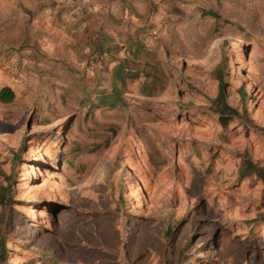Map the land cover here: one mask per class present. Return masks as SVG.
Here are the masks:
<instances>
[{"label":"rangeland","instance_id":"374dc122","mask_svg":"<svg viewBox=\"0 0 264 264\" xmlns=\"http://www.w3.org/2000/svg\"><path fill=\"white\" fill-rule=\"evenodd\" d=\"M2 1L5 264H264V0Z\"/></svg>","mask_w":264,"mask_h":264},{"label":"trees","instance_id":"16d2710c","mask_svg":"<svg viewBox=\"0 0 264 264\" xmlns=\"http://www.w3.org/2000/svg\"><path fill=\"white\" fill-rule=\"evenodd\" d=\"M204 16H212L217 19L221 18V15L213 10V9H204ZM215 79L219 81V90L216 98L213 100L212 107L216 113L219 114V122L223 128H228L230 121L235 117L246 116L248 118V111L245 110L244 114H241L238 108L230 105L227 101L226 96V82H225V73L223 66H218L212 72ZM115 82L122 81V83L126 82L127 78L138 76L136 73H132L130 67L125 66L123 63H119L114 70ZM114 96H107L104 99L112 100V103H116L119 100L123 99V95L121 90L117 85L114 87V91L112 92ZM243 97L246 96V92L242 91ZM15 91L11 86H4L0 91V101L2 103H11L15 99ZM249 119V118H248ZM239 177L241 179L249 178V177H257L262 180L264 183V163L259 161H255L248 151L242 154V160L240 163V167L238 170ZM264 196V193H263ZM10 197V188L8 185H4L0 182V206L2 207V212L0 214V264H5L8 260V253L10 248L7 245V238L5 235L4 229V217H5V209L8 206ZM262 216H264L262 214Z\"/></svg>","mask_w":264,"mask_h":264},{"label":"crops","instance_id":"0c3cea01","mask_svg":"<svg viewBox=\"0 0 264 264\" xmlns=\"http://www.w3.org/2000/svg\"><path fill=\"white\" fill-rule=\"evenodd\" d=\"M0 10L8 12V9L6 7V2H3L2 0H0ZM1 15L3 17L6 16L5 13H2ZM4 34H10V32H8L7 28L6 29H0V63H9L11 60V57L16 55V52H15V50H13V47H12V46H14V42H11V40L9 39V36L4 35ZM13 38H15V37H13ZM1 75H3V74H1ZM2 80H3L2 81L3 84L2 85L0 84V91L4 86H11L13 88V85L10 81H7L4 77Z\"/></svg>","mask_w":264,"mask_h":264}]
</instances>
